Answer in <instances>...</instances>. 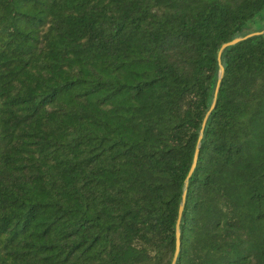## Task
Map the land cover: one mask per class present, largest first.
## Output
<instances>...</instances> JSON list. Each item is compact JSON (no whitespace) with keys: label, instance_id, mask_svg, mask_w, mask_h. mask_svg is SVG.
Here are the masks:
<instances>
[{"label":"trees","instance_id":"trees-1","mask_svg":"<svg viewBox=\"0 0 264 264\" xmlns=\"http://www.w3.org/2000/svg\"><path fill=\"white\" fill-rule=\"evenodd\" d=\"M264 0H0V264H173L221 46ZM224 74L176 264H264V33Z\"/></svg>","mask_w":264,"mask_h":264},{"label":"water","instance_id":"water-1","mask_svg":"<svg viewBox=\"0 0 264 264\" xmlns=\"http://www.w3.org/2000/svg\"><path fill=\"white\" fill-rule=\"evenodd\" d=\"M260 33H264V30L263 31H257V32H252V33H249L245 36H239V37H236L234 38L233 40L229 41V42H226L224 43L220 50H219V53H218V59H219V62H220V66H221V69H220V77H219V80H218V83H217V86H216V90H215V93H214V99H213V102H212V105L211 107L209 108L204 120H203V124H202V128H201V131H200V135H199V140H198V146H197V149L195 151V156H194V161H193V164H192V167H191V170L189 172V175L186 179V184H185V190L183 192V200H182V203H181V206H180V210H179V218H178V221H177V248H176V252H175V256H174V259H173V264H176L177 262V258H178V255H179V252H180V246H181V231H180V223H181V219H182V215H183V210H184V206H185V202H186V198H187V187H188V184H189V179L191 177V175L193 174V171L197 165V162H198V156H199V152H200V145H201V141L203 139V136H204V129L207 125V122H208V119L210 117V114L212 113V111L214 110V108L216 107V104H217V100H218V94H219V91H220V86H221V81H222V77H223V74H224V66L222 64V53L223 51L225 50V48L231 46V45H234L244 39H247L255 34H260Z\"/></svg>","mask_w":264,"mask_h":264},{"label":"rangeland","instance_id":"rangeland-1","mask_svg":"<svg viewBox=\"0 0 264 264\" xmlns=\"http://www.w3.org/2000/svg\"><path fill=\"white\" fill-rule=\"evenodd\" d=\"M253 25H254V28L264 26V20H263V18H258V19L254 22Z\"/></svg>","mask_w":264,"mask_h":264}]
</instances>
